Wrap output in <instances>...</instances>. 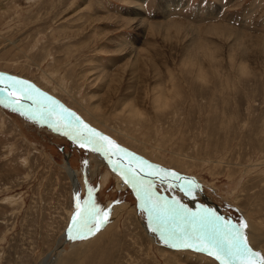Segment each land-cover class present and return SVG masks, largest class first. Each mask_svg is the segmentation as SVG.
Instances as JSON below:
<instances>
[{
    "label": "rangeland",
    "instance_id": "rangeland-1",
    "mask_svg": "<svg viewBox=\"0 0 264 264\" xmlns=\"http://www.w3.org/2000/svg\"><path fill=\"white\" fill-rule=\"evenodd\" d=\"M0 74L28 81L152 170L194 182L195 198L185 183L142 177L192 212L217 215L203 195L225 222L243 218L264 258V0H0ZM0 101V264H219L169 247L160 229L171 222L158 227L119 173L136 160L110 162L55 116L50 127L6 93ZM67 165L81 202L91 189L109 211L87 239L67 240Z\"/></svg>",
    "mask_w": 264,
    "mask_h": 264
},
{
    "label": "snow or ice",
    "instance_id": "snow-or-ice-1",
    "mask_svg": "<svg viewBox=\"0 0 264 264\" xmlns=\"http://www.w3.org/2000/svg\"><path fill=\"white\" fill-rule=\"evenodd\" d=\"M0 84L5 85L0 87V92L7 94L9 106H15L14 110L19 111L21 115H27L33 120L39 116L41 122L48 123L50 127L54 126L51 118L55 116L58 121L63 122V127L69 128V131L64 134L79 143L81 148L102 153L109 158L110 162L112 155L120 156L121 153H123L121 159L129 157L130 160H136L135 166L131 164L123 166L119 169V173L125 183L137 188L148 206V211L157 221L158 227L160 223L171 222L173 227L170 230L160 229L161 235L171 241L169 247L198 251L214 258L219 264H264L261 254L249 247L245 232L248 224L243 218L238 224L233 225L230 221L225 222L212 210L203 209L192 212L186 206L179 204L175 198L168 201L162 197H156L152 192L151 182L145 184L140 176L145 167L150 169L151 165L146 166L144 161L138 160L123 150L113 140L91 129L73 112L59 105L46 94L39 92L28 81L0 74ZM25 100L31 101L36 106L31 114L23 110L25 105L22 102ZM55 130L61 131V127L55 126ZM83 163L86 164V161ZM148 175L157 176L164 181L168 176L176 174L155 169ZM185 185L186 187H182L181 191L191 194V189L195 187L194 182L185 181ZM74 199L76 203L70 219L68 238L70 240L87 239L109 222V211L101 209L96 204L91 189L87 191V197L82 202L80 197Z\"/></svg>",
    "mask_w": 264,
    "mask_h": 264
},
{
    "label": "water",
    "instance_id": "water-1",
    "mask_svg": "<svg viewBox=\"0 0 264 264\" xmlns=\"http://www.w3.org/2000/svg\"><path fill=\"white\" fill-rule=\"evenodd\" d=\"M145 165L147 166L148 164L147 163H145ZM151 171H153L151 168L149 169V168H147V167H145V170L143 171V172H141L140 173V176L141 177H144V178H152V179H154V178H158L157 176H152V175H148V173L149 172H151ZM166 172H168V171H166ZM170 173V172H169ZM179 178V179H178ZM159 179V178H158ZM160 180V179H159ZM177 180V181H176ZM176 181V182H175ZM164 182H167V183H170V184H172L173 185V187H177L179 184H177V183H180V184H184L185 183V180H184V178L183 177H176V178H173L172 176H168L167 178H166V180H164ZM218 207V206H217ZM216 206H214V210L216 211V213H217V215L218 216H220V217H223L222 216V214H221V212H220V210L217 208ZM69 234H70V232H69V228L67 229V231H66V235H67V240L69 239L68 238V236H69Z\"/></svg>",
    "mask_w": 264,
    "mask_h": 264
},
{
    "label": "bare ground",
    "instance_id": "bare-ground-1",
    "mask_svg": "<svg viewBox=\"0 0 264 264\" xmlns=\"http://www.w3.org/2000/svg\"><path fill=\"white\" fill-rule=\"evenodd\" d=\"M25 110V109H24ZM66 162H67V159L65 160ZM66 172H67V176H69V179H70V182H71V185H72V188H73V190H72V194H73V196H74V198H75V196L76 197H79V195H78V185H77V183H76V174H75V172H73L71 169H70V167L67 165V170H66ZM173 178H176V177H178L177 175H175V176H172ZM72 183H74V186H73V184ZM192 191V190H191ZM191 194H193V196H194V198L197 196V194L193 191V192H191ZM190 194V195H191ZM189 197V196H188ZM202 198H203V200L209 205V206H211L213 209H215L214 208V205L208 200V199H206L203 195H202ZM193 200V199H192ZM75 203H76V200H74V205H75Z\"/></svg>",
    "mask_w": 264,
    "mask_h": 264
}]
</instances>
